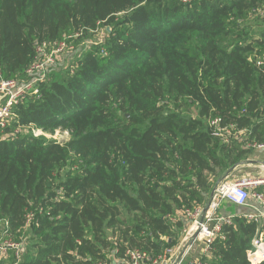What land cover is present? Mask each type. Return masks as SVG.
<instances>
[{
	"label": "trees",
	"instance_id": "obj_1",
	"mask_svg": "<svg viewBox=\"0 0 264 264\" xmlns=\"http://www.w3.org/2000/svg\"><path fill=\"white\" fill-rule=\"evenodd\" d=\"M263 3L0 0L3 79H22L39 43L112 29L74 66L58 62L41 98L0 128V219L24 238L18 264H124L129 249L179 244L182 212L206 207L248 144L264 141V15L248 25ZM217 118L234 128L229 142L213 135ZM59 128L67 143L32 133ZM226 232L211 264H250L256 225L239 218Z\"/></svg>",
	"mask_w": 264,
	"mask_h": 264
},
{
	"label": "built area",
	"instance_id": "obj_2",
	"mask_svg": "<svg viewBox=\"0 0 264 264\" xmlns=\"http://www.w3.org/2000/svg\"><path fill=\"white\" fill-rule=\"evenodd\" d=\"M195 0H182L185 4H190ZM98 27L92 32L98 34ZM108 29V30H107ZM107 33L112 32L110 27H105ZM83 37V33L65 34L62 39L54 42L39 43L35 49V57L32 64L26 69L25 76L21 79H3L0 74V128H6L14 120V108L26 101H34L41 98V85L47 81L59 60L68 52L74 51L73 41ZM106 56L107 53L102 51ZM262 63V62H259ZM213 129V135L217 138L229 142L233 135L234 128L222 127L219 118L210 122ZM38 130V129H37ZM40 130V129H39ZM33 130L35 137L40 135V131ZM58 134V133H57ZM66 139H56L60 144L67 143L71 138V132L66 131ZM244 135L245 132H238ZM248 147L254 151H264V141L248 144ZM264 186L263 179H225L219 183L213 193L210 203L207 207L194 206L187 208L182 212L185 221L188 222L186 241L192 238L186 244H178L173 248L166 249L158 256H153L145 251L134 249L127 250L124 264H187L186 260L198 244H203V257L199 258L194 264H208L212 260L214 245L218 240H226V228H232L236 225V219H244L247 223L256 225V233L252 239V248L247 252V259L250 264H262L264 262V193L259 192L258 188ZM250 201H254L258 206L250 212H243L236 215L223 213L224 205H232L240 209L249 206ZM34 213L26 215L25 230L27 231L34 220ZM177 217H172V221H177ZM18 235L21 232H17ZM200 242V243H199ZM25 241L20 237L16 241L9 234V222L0 219V258L8 260L10 251L14 252L18 264L21 260L23 245ZM205 259V260H204ZM120 261V260H118ZM193 262L189 263L192 264ZM106 264V263H104Z\"/></svg>",
	"mask_w": 264,
	"mask_h": 264
},
{
	"label": "rangeland",
	"instance_id": "obj_3",
	"mask_svg": "<svg viewBox=\"0 0 264 264\" xmlns=\"http://www.w3.org/2000/svg\"><path fill=\"white\" fill-rule=\"evenodd\" d=\"M264 4V3H263ZM258 11V10H257ZM255 13V12H254ZM258 13H260L259 15H264V6L259 9V11L257 12V14H253L251 18H249V22L248 25L251 27L252 31H256L260 28V20L258 18H261V16L258 15ZM108 30V29H107ZM107 36V32L104 29L99 30L98 34H93L92 36H89L87 38L85 37H79L76 40L73 41V45L75 47L74 51H70L68 53H66L60 60L61 61V65L62 68L65 70L71 66H74L75 62L77 61V56L79 57L80 54H83V52L88 51L91 49V47H95L100 45L105 37ZM79 42H78V41ZM72 55V57H68L66 58L68 55ZM255 56V55H253ZM66 58V59H65ZM259 61L261 60L260 58L258 59ZM50 76V75H49ZM48 76V77H49ZM27 102V101H26ZM15 120V119H14ZM13 120V121H14ZM20 131H23L22 129H20ZM35 131H38L37 129H35ZM40 131V135L38 137H45L47 139H61L63 138L64 140L66 139L65 137V132L67 130L65 129H57L55 132L51 133V132H46L44 130H39ZM30 132V131H29ZM33 133V132H32ZM58 133V134H57ZM253 172V171H252ZM242 179V178H241ZM224 180H222L220 183H222ZM217 186V185H216ZM211 200V198H210ZM210 203V201H209ZM205 205H203L202 207H204ZM208 206V205H207ZM206 206V207H207ZM238 208V207H237ZM240 209V208H239ZM233 211L235 212V208L233 207ZM126 215V214H125ZM125 215L123 216V218L125 219ZM178 220V218L176 219ZM188 229V227L182 231V233H180L177 238V240L179 241L180 244H186L187 242H190L192 240V238H190L189 240H185L188 235L186 234V230ZM200 243V242H199ZM252 244V242H251ZM203 244H198L192 251V253L189 255L188 259L186 260V263L189 264L191 262H193L192 264H194L195 262H197L199 260V258L203 257ZM110 254V253H109ZM113 257V254H111V258ZM114 258V257H113ZM205 260V259H204ZM212 260H208V264H211Z\"/></svg>",
	"mask_w": 264,
	"mask_h": 264
},
{
	"label": "crops",
	"instance_id": "obj_4",
	"mask_svg": "<svg viewBox=\"0 0 264 264\" xmlns=\"http://www.w3.org/2000/svg\"><path fill=\"white\" fill-rule=\"evenodd\" d=\"M244 177L254 180L264 178V151L253 150L239 165L230 169L229 173L223 178V180L227 178L229 180L241 179ZM258 191L264 193V186H260ZM257 206L258 205L254 201H250L249 206L246 208L239 209L232 205H224L222 211L223 213L236 215L243 212H250ZM233 207L236 210L235 212L233 211Z\"/></svg>",
	"mask_w": 264,
	"mask_h": 264
}]
</instances>
